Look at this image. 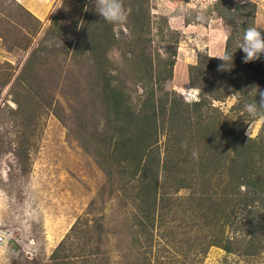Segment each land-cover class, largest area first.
Instances as JSON below:
<instances>
[{"label":"rangeland","instance_id":"1","mask_svg":"<svg viewBox=\"0 0 264 264\" xmlns=\"http://www.w3.org/2000/svg\"><path fill=\"white\" fill-rule=\"evenodd\" d=\"M240 1L254 2V25L264 26V0ZM97 3L0 0V264H143L141 252L150 254V264H264V189L250 191L253 201L232 210L224 192L226 177L218 170L211 177L207 165L206 205L214 218L209 227L223 232L221 241L228 238L231 251L205 246V233L198 229L203 211L196 208V216L189 209L202 188L204 149L196 134L191 142L185 131L176 135L183 142L175 157L166 153L161 133L158 147L141 157L146 162L159 157L155 167L175 165L178 173L177 179L159 175L174 194L166 203L175 207L154 226L150 216L156 205L148 216L141 199L133 201L135 190L124 185L125 164L112 155L114 111H104L101 96L87 83L97 60L112 76L111 85L123 90L126 104L137 106L142 91L150 88L141 75L140 56L150 61L152 75L170 56L172 77L158 86L174 90L184 102L199 100V89L188 83V66L199 56L222 52L230 30L217 12V0H122L126 21L103 24ZM107 24L113 37L104 46ZM27 60L23 77L30 85L18 84ZM236 101L233 93L212 100L222 112L214 133L221 155L224 122ZM246 104L240 109L247 118L244 135L255 137L264 129V117L247 113ZM167 120L160 119L162 124ZM211 157L212 165L222 161ZM178 181L183 184L176 189ZM212 202L220 207L211 208ZM195 218L186 235L201 245L181 249L183 237L175 231L185 232L179 227Z\"/></svg>","mask_w":264,"mask_h":264},{"label":"trees","instance_id":"2","mask_svg":"<svg viewBox=\"0 0 264 264\" xmlns=\"http://www.w3.org/2000/svg\"><path fill=\"white\" fill-rule=\"evenodd\" d=\"M21 8L28 15H31L22 5ZM255 8L252 1L217 0V12L222 21L229 26L231 32V35H227L225 41V48L230 53L237 47L244 29L254 25ZM102 22L108 21L100 17V24H103ZM109 27L110 25L107 26V29H104L107 34L108 31L110 32L109 35L105 33L104 46L106 44L109 46L113 37ZM261 31L264 35V30ZM102 54L104 55V53ZM244 55L245 53L237 48L233 52L232 65L228 69H220L218 66L223 61L215 56L208 55L199 56L195 64H190L188 66V83L190 86L198 88L200 95L199 100L191 103L182 101L174 90L169 91L165 90L163 85L158 86L172 77L174 60L170 56L163 59V66L157 68V72L154 74L155 77L150 70V61L140 56L139 60L144 67L141 75H144L146 81L149 82L148 87L150 86V88L142 91L137 106L126 104L127 100L124 98L123 90L118 86L111 85L112 76L107 73L103 66L97 63V60L94 67L96 65L98 69L94 73L89 72L87 79V83L91 88L94 87L93 93L101 96L103 108L106 105L104 111H114L112 117L115 120V125L113 128L111 127L109 136L112 139L110 143L113 146V148L111 147L112 155L120 157L119 161L125 164V169H122L123 172L127 171L123 176L124 185L127 189L135 190L133 201L138 198L141 199V205L145 207L143 209H145L144 212L148 216L151 214V207L154 206L155 208L156 205L157 212L155 216L154 214L150 216L154 226L156 222L162 223L164 216H167L173 209L172 207H175L166 203L167 200L172 201L174 194L168 192L167 188L163 186L164 183L161 185L162 178L159 175L164 176L166 179L169 176L177 179L178 172L172 170L175 165H157L155 167L154 165L159 162V157L156 162H146L147 159H142L141 153L158 147V137L161 133H164L166 135V153L170 151L176 157V150H181L179 142H183L181 141L183 140L182 136L178 138L177 134L189 131L190 138L194 134L198 136L195 141H197V144H202L206 163L201 164L202 171H199L201 176L198 180L202 188L199 196L190 199L189 209H192L196 216L199 213L196 208L203 211V213L201 212L202 216L200 215L202 224L198 229L201 233H205V236H201L206 238L207 243L205 246L216 245L226 251H231L230 245H227L230 243L228 238L225 239V243H222L223 232H216L217 227L215 229L209 227L210 221L214 218L210 216L209 208L206 205L209 198V195L206 194V184H210L211 177L216 173V170L220 174H224L226 177L224 192L229 197L227 199L232 210L237 205L245 206L253 201L252 196L249 195L250 191L261 192L264 189V129L255 137L245 136L244 123L247 118L244 117V113H240L241 106L253 102V98L257 103L261 100L259 92L264 91V54L259 59L248 62L243 60ZM29 62V60L25 62L16 78L15 81L18 84L30 85L29 80L23 77L25 65ZM256 89L257 93L255 95ZM230 93L236 94L237 101L231 106L232 114L224 122L225 135L221 137L223 140V154L221 155L218 153L214 133L216 131V118L222 112L212 106V100L223 101ZM15 102L17 109L19 104L17 101ZM233 113L236 114L235 117ZM215 114L218 115L214 116ZM164 116H167L168 120L165 124H162L160 119ZM257 116L264 117V109H261V114L255 117ZM210 132H213V134L211 135ZM194 137H192L191 142H193ZM96 152L101 157L104 156L100 151L96 150ZM213 155L220 157L221 163L217 160L213 162L215 165H212L210 161ZM207 165L208 171L212 172L209 180H207ZM260 165L263 166L258 168ZM180 181L177 182V186H179L176 189L182 187L180 184H183V182ZM191 195H193V192H191ZM201 195L207 196L204 200H200ZM214 203L210 204L211 208L215 206L216 203ZM216 206L220 207V204H216ZM225 208L223 207V209ZM225 215L228 217L227 213ZM196 218L191 223H185L179 227H184L185 232L182 229L175 231L176 234L174 235L182 234L183 245L181 249H185L187 246L191 247L193 243L201 245L197 237L186 235L193 229ZM201 226L204 228H201ZM212 235L213 239L208 241V237ZM144 246L141 250L143 249L145 252L146 248ZM159 251L160 249L157 250V252ZM141 254L143 264H150L148 261L150 254H143V252Z\"/></svg>","mask_w":264,"mask_h":264},{"label":"clouds","instance_id":"3","mask_svg":"<svg viewBox=\"0 0 264 264\" xmlns=\"http://www.w3.org/2000/svg\"><path fill=\"white\" fill-rule=\"evenodd\" d=\"M100 17L111 23H122L127 19V13L123 7L122 0H98L96 4ZM262 29L264 26L253 25L244 29L241 39L238 41L237 48L241 49L245 55L243 60L245 62L259 59L264 54V35H262ZM231 35L229 31L226 33ZM234 50V51H235ZM231 53L225 48L222 52H219L215 57L223 61L218 67L220 69H228L232 65L233 52ZM257 93V89L255 95ZM254 95V96H255ZM259 95L261 100L259 103L253 98V102H249L245 105V110L250 115L261 114V109H264V91H260ZM193 157H197L198 153L193 151Z\"/></svg>","mask_w":264,"mask_h":264}]
</instances>
